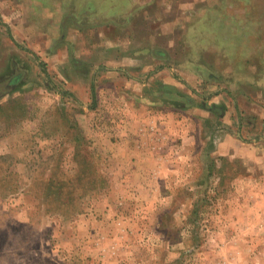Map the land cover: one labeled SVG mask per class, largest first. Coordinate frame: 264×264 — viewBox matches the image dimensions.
<instances>
[{"label": "rangeland", "instance_id": "obj_1", "mask_svg": "<svg viewBox=\"0 0 264 264\" xmlns=\"http://www.w3.org/2000/svg\"><path fill=\"white\" fill-rule=\"evenodd\" d=\"M0 264H264V0H0Z\"/></svg>", "mask_w": 264, "mask_h": 264}, {"label": "crops", "instance_id": "obj_2", "mask_svg": "<svg viewBox=\"0 0 264 264\" xmlns=\"http://www.w3.org/2000/svg\"><path fill=\"white\" fill-rule=\"evenodd\" d=\"M132 148L133 149L130 152H129V150H128V152L123 151V149L121 150L122 153L123 152L127 153V156H132L130 159L134 158L132 164H130L132 168H135V170H142V171H145V169H147V168H152L156 172L161 170V168L163 166L162 164H164V162L166 160L164 152L160 153L157 150H151L150 151V149H148L144 146L138 147L137 145H135V147H132ZM129 170H131V169H129Z\"/></svg>", "mask_w": 264, "mask_h": 264}]
</instances>
